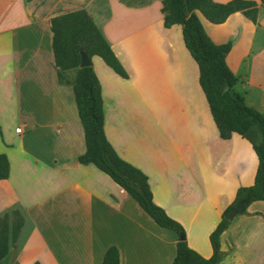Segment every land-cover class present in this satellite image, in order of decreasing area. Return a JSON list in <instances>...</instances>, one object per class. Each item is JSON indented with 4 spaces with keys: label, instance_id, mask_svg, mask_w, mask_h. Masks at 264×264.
<instances>
[{
    "label": "crops",
    "instance_id": "crops-1",
    "mask_svg": "<svg viewBox=\"0 0 264 264\" xmlns=\"http://www.w3.org/2000/svg\"><path fill=\"white\" fill-rule=\"evenodd\" d=\"M253 1L255 22L239 11L218 24L199 18L214 43H231L225 61L238 79L234 89L264 115V5ZM160 8L161 0H0V154L9 164L0 179V215L17 208L23 216L0 264H101L110 246L119 264H172L176 253L173 230L156 224L94 164L77 159L85 143L75 69L59 77L50 18L80 9L126 72L99 63L98 74L91 58L108 142L147 176L154 203L183 226L187 244L211 255L210 232L236 190L254 183L260 136L254 128L219 136L181 25L165 27ZM131 129L150 137L131 140ZM162 130L164 142L156 138ZM229 221L217 264H264V200Z\"/></svg>",
    "mask_w": 264,
    "mask_h": 264
},
{
    "label": "trees",
    "instance_id": "trees-1",
    "mask_svg": "<svg viewBox=\"0 0 264 264\" xmlns=\"http://www.w3.org/2000/svg\"><path fill=\"white\" fill-rule=\"evenodd\" d=\"M187 8L190 10L189 16L186 15ZM160 10L165 27L181 25L184 45L198 66L199 85L219 136L222 139H228L232 133L246 136L252 128L260 136L259 142L253 144L258 161L254 183L236 190L233 202L210 232L208 238L211 255L208 258L187 244L183 226L154 203L147 176L119 157L105 136L101 86L91 65L79 67L80 54L84 52L90 59L98 56L120 76H125L126 72L101 30L85 10L50 18L54 64L58 68L59 77L64 71L75 69L72 89L85 143V151L78 156V161L94 164L135 200L156 224L176 233V253L172 264H217L222 259L220 236L230 222L226 214L238 201L243 204L244 213L251 202L264 200V115L248 106L244 96L234 89L238 79L225 61L231 43H214L205 32L196 11L214 24L222 23L230 14L238 11L255 22L257 3L253 0H230L224 3L213 0H161ZM8 174L7 158L0 154V179L6 178ZM22 225L23 216L17 208L0 215V259L6 256L10 244L16 241ZM33 264L40 263L35 261ZM101 264H119L115 246L106 249Z\"/></svg>",
    "mask_w": 264,
    "mask_h": 264
},
{
    "label": "rangeland",
    "instance_id": "rangeland-1",
    "mask_svg": "<svg viewBox=\"0 0 264 264\" xmlns=\"http://www.w3.org/2000/svg\"><path fill=\"white\" fill-rule=\"evenodd\" d=\"M196 14L198 15V17H201V15H200L199 12H197ZM92 62H93V67H94L95 71H97L98 74H100L101 70H100V67H99L98 64L100 63V65L105 66L104 62H103L98 56H94ZM7 120H9V119L7 118ZM8 124L10 125V122H8ZM4 130H5V129H3V131H4ZM4 132H5V131H4ZM125 132H126V134L129 136V138H130L131 140H133V139L135 140V139H138V138H144V139H147L148 137H150V131H148V130L131 129V130H126ZM151 132H152V131H151ZM0 133H1V131H0ZM7 137H8V136H7ZM151 137H152V135H151ZM156 138H160V140H161L162 142H164L163 139L167 140V139H169V136L164 135V131L162 130V131L160 132V134L156 132ZM8 139H9V138H8ZM9 140H10V139H9ZM213 169H214V173H215V170H217L216 167L214 166ZM241 187H242V186H241Z\"/></svg>",
    "mask_w": 264,
    "mask_h": 264
},
{
    "label": "water",
    "instance_id": "water-1",
    "mask_svg": "<svg viewBox=\"0 0 264 264\" xmlns=\"http://www.w3.org/2000/svg\"><path fill=\"white\" fill-rule=\"evenodd\" d=\"M189 14H190V10L187 8L186 15L189 16ZM91 64H92L91 59L84 52H81L79 67H86V66H90ZM262 183H264V181ZM243 210H244L243 204L240 201H238L236 205L226 214V218L228 220H231L235 215L243 212Z\"/></svg>",
    "mask_w": 264,
    "mask_h": 264
},
{
    "label": "built area",
    "instance_id": "built-area-1",
    "mask_svg": "<svg viewBox=\"0 0 264 264\" xmlns=\"http://www.w3.org/2000/svg\"><path fill=\"white\" fill-rule=\"evenodd\" d=\"M15 131L18 132V133L21 132V127L20 126L16 127Z\"/></svg>",
    "mask_w": 264,
    "mask_h": 264
}]
</instances>
